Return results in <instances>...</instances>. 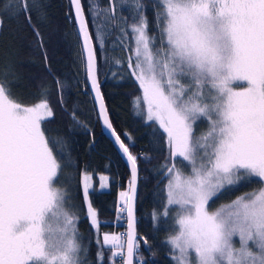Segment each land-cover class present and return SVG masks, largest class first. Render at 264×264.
<instances>
[{
    "label": "snow or ice",
    "instance_id": "snow-or-ice-1",
    "mask_svg": "<svg viewBox=\"0 0 264 264\" xmlns=\"http://www.w3.org/2000/svg\"><path fill=\"white\" fill-rule=\"evenodd\" d=\"M33 4L38 7L35 0ZM71 5L99 117L131 166L129 191L120 193L118 208L127 211L128 231L103 236L99 264L104 245L110 246L113 264H136L139 240L151 251L147 238L138 239L135 232L138 157L108 118L81 0H71ZM114 5L115 0H109L108 7H90L113 21ZM160 6L159 37L149 34L145 12L131 25L133 44L125 49L142 92L146 122L159 125L174 161L161 165L168 178L167 201L163 209H153V224L161 219L167 223L175 211L174 234L165 241L172 264H264V0H160ZM140 8L137 0V14ZM5 9L26 14L31 24L28 0H16ZM96 40L102 44L99 34ZM55 88L62 99L58 79ZM50 94L45 86L39 102L25 106L12 96L7 72L0 78V264H84L80 207L70 205L68 192L55 186L63 153L56 152L42 128L53 116ZM133 107L142 111L140 97L134 98ZM201 119L207 120L208 130L197 137L195 125ZM184 162L191 168L187 174L176 166ZM245 178L258 189L226 208L209 210L215 197ZM92 180L86 173L81 177L86 201ZM99 180L104 187L108 177ZM87 211L91 226L98 228L91 203Z\"/></svg>",
    "mask_w": 264,
    "mask_h": 264
},
{
    "label": "trees",
    "instance_id": "trees-1",
    "mask_svg": "<svg viewBox=\"0 0 264 264\" xmlns=\"http://www.w3.org/2000/svg\"><path fill=\"white\" fill-rule=\"evenodd\" d=\"M138 2L141 5L139 14L137 0H115L113 21L103 13L97 14L99 9L90 7V4L108 7L109 0H81V5L93 38L97 79L109 119L125 143L131 145L132 154L138 157L136 233L138 239L147 238L151 251L144 246L143 240H139L141 247L135 258L136 264L140 261L172 264L170 247L165 241L174 234L171 226L176 213H170L167 223L161 219L154 226L152 212L166 205L168 178L162 174L161 165L167 161L171 166L174 161L170 158L162 130L156 123L146 122L142 92L128 67L130 53L125 51L133 44L131 25L138 22L145 12L149 34L159 37L156 13L163 9L160 0ZM10 3H16V0H0V78L7 72L12 96L25 106L39 102L43 87L51 88L53 116L42 122V128L56 152L63 153L62 168L55 186L68 192L70 205L80 207L78 233L85 249L80 259L84 264H99L98 249L103 245L101 235L125 234L126 210L118 212V193L129 186V172L101 131L69 1L35 0L36 7L33 0H28L31 24L26 14L17 16L14 11L6 10L5 5ZM98 34L102 44L96 40ZM57 79L63 83L62 99L55 88ZM135 97L141 98L142 111L134 109ZM205 124L200 120L195 125L197 137L207 132ZM176 166L188 172L186 162ZM85 173L93 177L87 201L81 185V177ZM101 175L108 177L106 190H100ZM258 187L257 183H249L245 178L238 187L215 197L209 210L213 212ZM89 203L97 212L98 228L91 226L87 211ZM109 248L104 246L103 264L113 263ZM117 262L122 263V260Z\"/></svg>",
    "mask_w": 264,
    "mask_h": 264
},
{
    "label": "water",
    "instance_id": "water-1",
    "mask_svg": "<svg viewBox=\"0 0 264 264\" xmlns=\"http://www.w3.org/2000/svg\"><path fill=\"white\" fill-rule=\"evenodd\" d=\"M68 1H69V5H70V8H71V13H72L74 25H75V28H76L77 36H78V39H79V43H80V46H81V51H82V54H83L84 62L86 64V58H85L86 57V54L84 52L83 39H82V36L80 34L79 24H78L77 19H76L75 9L71 5V0H68ZM84 19H85V16H84ZM89 35H90V33H89ZM92 47H93V44H92ZM87 84H88V88H89V91L91 93V96H92V99H93V102H94V106H95V109H96V113H97V117H98V121H99V124H100L101 131H102L103 135L111 142V144L114 147L115 151L117 152V155L119 156L120 160L122 161V163L127 168L128 172H129V182H130V179H131V166H130L129 162L127 161L126 156H124L122 154V151L119 150L118 146L115 144L114 138L111 136L110 132L104 127L103 122H102V120L99 117V107H98V105L95 102V93L92 92L91 85L88 82V80H87ZM108 118H109V116H108ZM137 190H138V173H137V184H136V196H135V200H134V215H135V221H136ZM128 191H129V186H128ZM125 218H126V230H125V234H126L127 231H128L127 211H125ZM135 232H136V223H135ZM136 235H137V233H136ZM125 252H126V249H125Z\"/></svg>",
    "mask_w": 264,
    "mask_h": 264
},
{
    "label": "rangeland",
    "instance_id": "rangeland-1",
    "mask_svg": "<svg viewBox=\"0 0 264 264\" xmlns=\"http://www.w3.org/2000/svg\"><path fill=\"white\" fill-rule=\"evenodd\" d=\"M241 83H242V82H241ZM244 86H246V85H244ZM234 87H235V85H234ZM201 120H203V121L206 122V124H205V127H206V128H205V129L208 130V122H207V120H206V119H201ZM151 122H154V123H155V121H151ZM157 126L159 127L158 124H157ZM182 171H183V170H182ZM190 171H191V168L189 167V168H188V172H190ZM188 172H186V174H187ZM101 183H102V182H101ZM106 189H107V182H106V184H105L104 187H101V186H100V190H106ZM89 190H90V189H89ZM127 191H128V187H127L125 190H121V191H119V193H118V208H119V207H122V198H121V196H120V193H121V192H127ZM165 192H166V201H167V190H166V188H165ZM229 204H231V203H229ZM229 204L223 205V206L219 207L217 210L221 209L222 207H225V208H226V206L229 205ZM217 210H215V211H217ZM215 211H213V212H215ZM105 234H111V233H103V234L101 235V241H102V244H103V236H104ZM117 235H119V234H117ZM234 243H235V246H236V247H239V238H238V237H234ZM104 246H108V245H104ZM108 247H110V246H108ZM192 259H193V261H194V254H193ZM112 264H113V263H112ZM116 264H123V261H122V263L116 261Z\"/></svg>",
    "mask_w": 264,
    "mask_h": 264
}]
</instances>
